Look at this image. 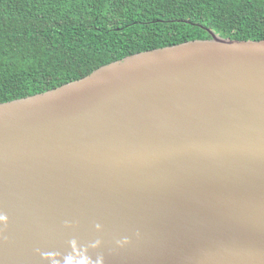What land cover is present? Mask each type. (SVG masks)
Returning a JSON list of instances; mask_svg holds the SVG:
<instances>
[{
	"label": "water",
	"instance_id": "95a60500",
	"mask_svg": "<svg viewBox=\"0 0 264 264\" xmlns=\"http://www.w3.org/2000/svg\"><path fill=\"white\" fill-rule=\"evenodd\" d=\"M211 34L0 104V264H264V41Z\"/></svg>",
	"mask_w": 264,
	"mask_h": 264
},
{
	"label": "trees",
	"instance_id": "16d2710c",
	"mask_svg": "<svg viewBox=\"0 0 264 264\" xmlns=\"http://www.w3.org/2000/svg\"><path fill=\"white\" fill-rule=\"evenodd\" d=\"M211 33L264 41V0H0V104Z\"/></svg>",
	"mask_w": 264,
	"mask_h": 264
},
{
	"label": "clouds",
	"instance_id": "9594fccd",
	"mask_svg": "<svg viewBox=\"0 0 264 264\" xmlns=\"http://www.w3.org/2000/svg\"><path fill=\"white\" fill-rule=\"evenodd\" d=\"M10 218L7 213L0 211V229L7 228ZM73 224L65 221V228L71 229ZM97 232L103 231L102 225L96 223L94 225ZM132 240L128 236H123L115 240L118 248L129 246ZM69 251L60 252L58 250H42L37 248L36 254L41 258L43 264H106V257L100 249L103 241L99 238L81 242L76 237H72L67 241Z\"/></svg>",
	"mask_w": 264,
	"mask_h": 264
}]
</instances>
